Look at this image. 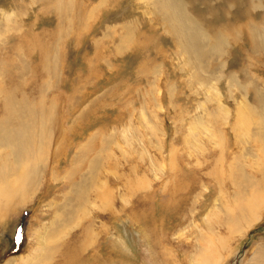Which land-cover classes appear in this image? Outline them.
Wrapping results in <instances>:
<instances>
[{"label": "rangeland", "instance_id": "1", "mask_svg": "<svg viewBox=\"0 0 264 264\" xmlns=\"http://www.w3.org/2000/svg\"><path fill=\"white\" fill-rule=\"evenodd\" d=\"M263 106L264 0H0V264H264Z\"/></svg>", "mask_w": 264, "mask_h": 264}, {"label": "bare ground", "instance_id": "2", "mask_svg": "<svg viewBox=\"0 0 264 264\" xmlns=\"http://www.w3.org/2000/svg\"><path fill=\"white\" fill-rule=\"evenodd\" d=\"M171 3V2H170ZM170 8V7H169ZM171 10L170 11H172L173 13H174V16H175V19L177 20V22H178V24H179V27L180 28H182V29H184V30H181V35H183L182 33H184V35H185V37H187V39L189 38V39H191V46H193V47H195L196 48V50H198V51H200L201 49V46H200V43H202L203 42V44L205 43L204 42V40H205V38H204V36L202 35V32L197 28V29H195V27L194 28H192V27H188V28H185L184 26V22H185V16H184V14L182 13V11H183V9L181 8V7H179V5H173L171 8H170ZM252 33V32H251ZM224 35L222 34L221 35V40L222 41H224ZM211 43V45L209 46V48L211 49H213L214 48V45H213V43L212 42H210ZM209 43V44H210ZM211 49V50H212ZM191 50H192V48H191ZM194 50V49H193ZM200 56V55H199ZM202 58V57H201ZM210 63V62H209ZM9 97V96H8ZM9 100V99H8ZM261 103V102H260ZM21 104V103H20ZM29 104V103H28ZM7 105H10L9 103L7 104ZM23 105V104H22ZM6 106V105H5ZM11 106V105H10ZM27 107V106H26ZM25 107V108H26ZM7 108V111H6V114H7V116L6 115H4V117L1 119V121H0V147L1 146H3V145H7V146H11V148H13V151L19 156L20 155V159H18L17 160V162H19V164H20V162L22 161L21 160V154H23L22 152H25V151H23V149H24V147L26 148V146H25V142H26V139L25 138H27V135H26V132H27V127H28V125H29V123L28 122H24V120H23V118L21 117L20 119H19V121H18V127L14 130V133H10V131L11 130H13V128H11V127H9L8 125L9 124H11L12 125V123L13 122H17V120H18V116L17 115H15L14 113H13V115H12V112H10L8 109V107H6ZM263 108H264V106H263ZM33 111V110H32ZM17 114V113H16ZM31 114L33 115V113L31 112ZM19 115V114H18ZM22 116V115H21ZM33 118V117H32ZM9 119H13V121H11L10 123H8L9 122ZM30 121L32 122V120L30 119ZM42 123V122H41ZM262 123H263V127L261 128V130H260V134H264V120L262 121ZM39 124V123H38ZM46 126V125H45ZM11 129V130H10ZM41 130V129H40ZM39 132V131H38ZM35 142V141H34ZM38 144V143H37ZM93 144V143H92ZM97 144V143H96ZM95 145V144H94ZM40 145H38V146H36V147H38V149L41 147H39ZM4 147V146H3ZM32 148V147H31ZM44 148V146H42V149ZM36 149V148H35ZM33 150V149H27L26 150V154H25V156L23 157L22 156V158L24 159L25 157H31V155H32V157H33V154L35 153V152H37V150ZM25 150V149H24ZM40 150V149H39ZM40 153V152H39ZM36 154V153H35ZM34 154V155H35ZM37 156V155H36ZM44 157V156H43ZM2 158V157H1ZM4 160H5V158H3ZM2 160V159H1ZM27 160H28V158H27ZM6 161V160H5ZM4 163H6V162H4ZM31 163V162H30ZM24 165H26V164H24ZM29 167H30V165H29ZM29 167H27V168H29ZM25 168V167H24ZM26 172L28 171L27 169H24ZM33 172H35V171H33ZM25 173L23 172V175H24ZM30 176V175H29ZM26 177H27V175H26ZM27 179V178H26ZM7 180V179H6ZM9 180H10V178H9ZM3 181V180H2ZM11 181V180H10ZM4 182H5V180H4ZM13 182V181H12ZM16 182V181H15ZM6 184H7V182H5ZM14 183V182H13ZM3 184V183H2ZM12 184V183H11ZM11 184H9V186L11 185ZM19 184V183H18ZM14 185V184H13ZM12 185V186H13ZM85 185H83V186H80V188L82 187H84ZM4 187H6V185H4ZM8 189H9V187H8ZM10 189H12L11 187H10ZM15 189V188H14ZM84 189V188H83ZM82 189V190H83ZM13 190V189H12ZM18 190V189H17ZM2 191V190H1ZM21 191V190H20ZM19 190H18V192L16 193V195H14V196H12V198H19L20 197V195H22V197H23V193L22 192H20ZM6 191H4V193H1V195H0V197H7V194L5 193ZM12 192V191H11ZM13 193H14V191H13ZM12 194V193H11ZM10 195V194H9ZM13 195V194H12ZM82 195V194H81ZM96 195H98V194H96ZM83 196H84V198L87 196V189H84L83 190ZM107 198H106V197ZM80 197V196H79ZM98 197L99 198H101V200L104 198V199H108V202H110V193L109 194H106V193H99V195H98ZM81 198V197H80ZM252 198V197H251ZM79 199V198H78ZM13 200V199H12ZM22 200V199H21ZM83 200V199H82ZM86 200H87V197H86ZM78 201V200H77ZM19 202H21L20 200H19ZM247 206H245V204L244 205H240L241 206V208L242 209H244V208H246L247 210H249V211H251V207H253V205L251 204V203H248V204H246ZM243 206H245V207H243ZM241 208H240V210H241ZM246 211V210H245ZM244 211V212H245ZM252 212V211H251ZM243 214V213H242ZM245 214V213H244ZM243 214V215H244ZM253 214V213H252ZM242 215V216H243ZM255 216V215H254ZM249 217V216H248ZM31 263V262H30Z\"/></svg>", "mask_w": 264, "mask_h": 264}]
</instances>
